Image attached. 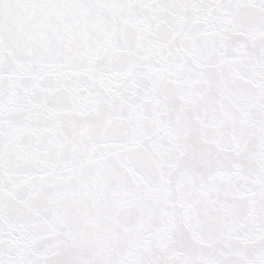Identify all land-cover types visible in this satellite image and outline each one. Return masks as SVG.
Instances as JSON below:
<instances>
[{
  "label": "snow or ice",
  "instance_id": "snow-or-ice-1",
  "mask_svg": "<svg viewBox=\"0 0 264 264\" xmlns=\"http://www.w3.org/2000/svg\"><path fill=\"white\" fill-rule=\"evenodd\" d=\"M0 264H264V0H0Z\"/></svg>",
  "mask_w": 264,
  "mask_h": 264
}]
</instances>
